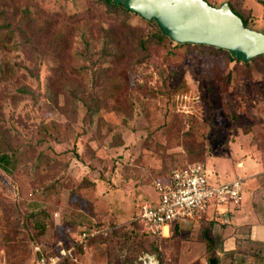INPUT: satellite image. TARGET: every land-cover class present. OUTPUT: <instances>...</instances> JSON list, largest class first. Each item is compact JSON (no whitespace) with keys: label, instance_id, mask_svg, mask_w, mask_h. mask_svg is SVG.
Instances as JSON below:
<instances>
[{"label":"rangeland","instance_id":"rangeland-1","mask_svg":"<svg viewBox=\"0 0 264 264\" xmlns=\"http://www.w3.org/2000/svg\"><path fill=\"white\" fill-rule=\"evenodd\" d=\"M207 1L230 2L264 33V0ZM123 20L100 0H0V264H35L37 248L82 230L93 235L74 264H174L193 231L155 238L135 221L157 180L200 163L213 185L261 182L264 61L165 40L145 56L132 44L119 66L103 54L102 28ZM129 23L147 31L138 16ZM246 229L223 264H263Z\"/></svg>","mask_w":264,"mask_h":264},{"label":"built area","instance_id":"built-area-1","mask_svg":"<svg viewBox=\"0 0 264 264\" xmlns=\"http://www.w3.org/2000/svg\"><path fill=\"white\" fill-rule=\"evenodd\" d=\"M261 176L264 177V170ZM243 191L241 178L213 185L202 164L180 166L155 182L156 198L139 205L135 221L150 237H165L176 223L202 222L210 208L219 214L237 208L242 203ZM92 235L89 230H82L72 243L60 241L55 251L37 248L35 264H74L78 247Z\"/></svg>","mask_w":264,"mask_h":264},{"label":"water","instance_id":"water-1","mask_svg":"<svg viewBox=\"0 0 264 264\" xmlns=\"http://www.w3.org/2000/svg\"><path fill=\"white\" fill-rule=\"evenodd\" d=\"M114 1L145 19H154L176 43L211 45L243 62L264 54V33L245 26L228 2L213 6L206 0Z\"/></svg>","mask_w":264,"mask_h":264},{"label":"crops","instance_id":"crops-1","mask_svg":"<svg viewBox=\"0 0 264 264\" xmlns=\"http://www.w3.org/2000/svg\"><path fill=\"white\" fill-rule=\"evenodd\" d=\"M261 172L259 173L261 182H244L242 203L237 208L230 209L220 214L215 213V210L210 208L206 217L200 223L184 221L176 223L171 227L169 235L162 238H169L171 235L177 233L175 229L179 232L182 230H192L193 233L191 232L189 236L191 234L195 235V238H184L180 241L174 264H195L201 255L207 254V245L206 242H204V238H197L203 237L204 234H209L211 236L218 235L221 237L223 250L217 252L218 256L221 258L220 264H223L224 253L232 251L238 252V240L243 237V235L241 236L238 232L240 227L247 228L243 234H245L244 237L248 242L254 245L263 244L264 246V177L261 176ZM235 179H237V177L233 178L231 181ZM155 198L156 194L154 198H150L146 201H152ZM215 215L225 217V222H228L229 225L222 228L220 227V229L212 228L207 221L213 220ZM235 229H237V232H235ZM177 237L180 238V235H177ZM208 258H203L201 264H209Z\"/></svg>","mask_w":264,"mask_h":264},{"label":"trees","instance_id":"trees-1","mask_svg":"<svg viewBox=\"0 0 264 264\" xmlns=\"http://www.w3.org/2000/svg\"><path fill=\"white\" fill-rule=\"evenodd\" d=\"M100 1L104 3L109 13L120 14L122 17H124V20L122 21L120 26H110L104 29L102 28L103 37L105 39V47L103 54L104 56L112 57V61L116 65L120 66L123 61V57L127 55V53L130 51V47H132V44L134 43L135 45L132 47V51L142 52V54L145 56L146 46L148 43L162 44L165 40H168L170 43L174 42L161 31L157 22L154 19H145L136 12L127 9L123 4L116 3L114 0ZM229 5L231 9L237 14L230 2ZM134 15L140 17V19L145 23V26L147 27L146 32L142 30V26L131 25L129 23V18ZM242 20L244 25L247 26V20L244 18H242ZM176 45L199 49L203 57L211 55L217 58L223 55L227 57V60L229 62H235L236 64L241 63L247 67H250L252 63L264 61V54L258 55L248 62H243L240 59L234 58L228 50L217 48L211 45L191 43H176ZM0 160L7 161V155L1 156ZM175 231L177 232L178 230L175 229ZM203 238L204 242H206L207 245V252L210 254V257L208 258V263L220 264L221 258L218 256L217 252L223 250L221 237L218 235L211 236L209 234H204ZM78 253L79 252H76V256L78 255ZM235 253V251L224 253V256L231 257L230 259H232ZM262 257L263 258H261L260 260H262V263L264 264V246Z\"/></svg>","mask_w":264,"mask_h":264}]
</instances>
